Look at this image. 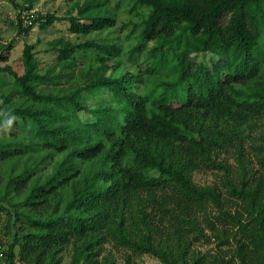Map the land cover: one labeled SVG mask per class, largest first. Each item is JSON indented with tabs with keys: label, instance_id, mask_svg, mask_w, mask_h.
<instances>
[{
	"label": "trees",
	"instance_id": "16d2710c",
	"mask_svg": "<svg viewBox=\"0 0 264 264\" xmlns=\"http://www.w3.org/2000/svg\"><path fill=\"white\" fill-rule=\"evenodd\" d=\"M12 1L69 28L0 41V264H264V0Z\"/></svg>",
	"mask_w": 264,
	"mask_h": 264
},
{
	"label": "rangeland",
	"instance_id": "374dc122",
	"mask_svg": "<svg viewBox=\"0 0 264 264\" xmlns=\"http://www.w3.org/2000/svg\"><path fill=\"white\" fill-rule=\"evenodd\" d=\"M17 3L28 4L29 0H16ZM82 2L85 0H81ZM114 2V0H113ZM33 8L29 11L30 14L38 15V13L46 12H57L58 15H64L71 7V0H32ZM128 3H125V6ZM21 14V15H19ZM25 12L21 13L20 7H16V4L12 0H0V41L6 43L8 41L14 40V49L11 53V61L14 65H17V68H21V56L25 44L31 43L35 44V51L38 56L44 60H52L55 58V55L48 52L46 49L49 47V41L54 38L60 37L61 35L68 36V21H56V23L51 26L49 29L43 30L39 26H35L29 35H26L24 32H20L19 27V16H22L24 19ZM119 18L117 20V25L121 26L123 23H127V29L133 27L134 22L139 23L140 18H137L134 14L124 10L123 8L119 9ZM25 24H27L25 22ZM25 26V25H24ZM141 27V26H140ZM98 33H93L88 36V38H98ZM75 37V36H72ZM84 38V37H83ZM75 39V38H74ZM127 47L128 44L126 43ZM206 179H211V175H206ZM208 246H204V249ZM108 249H111L120 261L125 262L127 251H119L111 246ZM137 262L140 264H160V261L151 256V255H142L136 256ZM70 258V253L66 255V261ZM16 264H21L17 262Z\"/></svg>",
	"mask_w": 264,
	"mask_h": 264
},
{
	"label": "clouds",
	"instance_id": "9594fccd",
	"mask_svg": "<svg viewBox=\"0 0 264 264\" xmlns=\"http://www.w3.org/2000/svg\"><path fill=\"white\" fill-rule=\"evenodd\" d=\"M14 120H15V117H12V118H10V119H8L6 121L7 129H10L11 128Z\"/></svg>",
	"mask_w": 264,
	"mask_h": 264
}]
</instances>
